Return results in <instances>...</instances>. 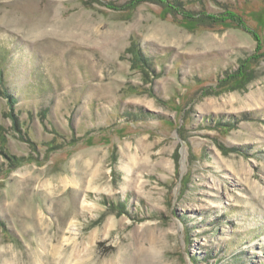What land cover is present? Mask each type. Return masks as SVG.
Instances as JSON below:
<instances>
[{
    "label": "rangeland",
    "instance_id": "1",
    "mask_svg": "<svg viewBox=\"0 0 264 264\" xmlns=\"http://www.w3.org/2000/svg\"><path fill=\"white\" fill-rule=\"evenodd\" d=\"M167 1L0 0V264H264V0Z\"/></svg>",
    "mask_w": 264,
    "mask_h": 264
},
{
    "label": "trees",
    "instance_id": "2",
    "mask_svg": "<svg viewBox=\"0 0 264 264\" xmlns=\"http://www.w3.org/2000/svg\"><path fill=\"white\" fill-rule=\"evenodd\" d=\"M153 1H158L159 3L163 4V8L165 10H174V11L178 10V8L174 6V5L179 6L177 3H171L167 0H153ZM181 15L183 16L182 17L183 22H181V24H183L184 27L192 28L193 24H197V25L199 24V21L197 19L195 20V18H193V14H191L189 12H182ZM206 18H210V17L206 16ZM211 19H214V18H211ZM141 60L143 63H146V60H144L142 57H141ZM0 85H3V82L1 79H0ZM2 89H4V92H3L4 95L10 99V95L6 92V88L4 85H3Z\"/></svg>",
    "mask_w": 264,
    "mask_h": 264
},
{
    "label": "bare ground",
    "instance_id": "3",
    "mask_svg": "<svg viewBox=\"0 0 264 264\" xmlns=\"http://www.w3.org/2000/svg\"><path fill=\"white\" fill-rule=\"evenodd\" d=\"M107 224H108V229L109 228H111L112 226H113V224L111 223V221L110 220H108L107 221ZM107 228V227H106ZM76 231V225L74 224V223H70V227H69V233L71 234V235H74L75 232ZM57 248V247H56ZM52 251L54 252V253H56V251H57V249H55V247L54 248H52ZM33 256H35L36 257V253H34L33 252ZM35 259V258H34ZM36 261V260H35ZM59 261V260H58ZM121 261V260H120ZM120 261H111V263L110 264H122V261L120 262ZM64 263H68V262H64ZM124 264H126V263H124Z\"/></svg>",
    "mask_w": 264,
    "mask_h": 264
}]
</instances>
